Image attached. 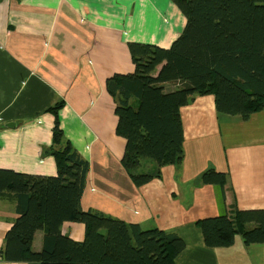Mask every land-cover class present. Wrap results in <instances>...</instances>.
I'll return each mask as SVG.
<instances>
[{
  "label": "crops",
  "instance_id": "crops-1",
  "mask_svg": "<svg viewBox=\"0 0 264 264\" xmlns=\"http://www.w3.org/2000/svg\"><path fill=\"white\" fill-rule=\"evenodd\" d=\"M184 22L170 0H0V168L56 175L45 152L54 119L48 109L62 102L60 128L89 165L82 209L178 235L184 248L175 264H264V243L235 236L230 246L208 247L196 223L231 202L264 208V109L243 121L217 113L211 95L193 94L180 109V164L161 167L160 178L141 186L120 164L125 141L115 134L106 81L133 70L127 42L168 47ZM206 169L225 174L223 193L199 182ZM15 217L12 204L0 201V249ZM61 232L78 240L83 226L64 222Z\"/></svg>",
  "mask_w": 264,
  "mask_h": 264
},
{
  "label": "trees",
  "instance_id": "trees-1",
  "mask_svg": "<svg viewBox=\"0 0 264 264\" xmlns=\"http://www.w3.org/2000/svg\"><path fill=\"white\" fill-rule=\"evenodd\" d=\"M185 22L168 47L127 42L133 64L128 73L106 81L114 102L115 134L125 140L120 164L134 186L161 177V167L182 159L180 109L193 94L213 97L217 113L246 120L264 109V0H170ZM51 144L55 176L0 168V201L16 217L3 238L0 258L26 264H175L181 237L157 227L125 222L98 210L81 208L89 169L63 135L57 111ZM201 184H217L224 173L206 169ZM225 186V187H224ZM64 222L83 226L82 240L61 232ZM203 243L230 246L264 243V208H239L198 220ZM40 243L33 245L35 233Z\"/></svg>",
  "mask_w": 264,
  "mask_h": 264
},
{
  "label": "rangeland",
  "instance_id": "rangeland-1",
  "mask_svg": "<svg viewBox=\"0 0 264 264\" xmlns=\"http://www.w3.org/2000/svg\"><path fill=\"white\" fill-rule=\"evenodd\" d=\"M125 141V140H124ZM124 145H125V143H124ZM54 160V159H53ZM206 218V217H205ZM203 219V218H202ZM62 226V225H61ZM141 227H142V225H140ZM142 228H144V227H142ZM5 234V233H4ZM65 234V233H64ZM41 236H42V233L41 232H36L35 233V239H34V242H33V245L35 246L37 243H39L40 242V238H41ZM69 236V235H68ZM70 237V236H69ZM82 240V238H80V239H78V241H81Z\"/></svg>",
  "mask_w": 264,
  "mask_h": 264
},
{
  "label": "water",
  "instance_id": "water-1",
  "mask_svg": "<svg viewBox=\"0 0 264 264\" xmlns=\"http://www.w3.org/2000/svg\"><path fill=\"white\" fill-rule=\"evenodd\" d=\"M4 126H6V127H14L15 126V123H6Z\"/></svg>",
  "mask_w": 264,
  "mask_h": 264
},
{
  "label": "bare ground",
  "instance_id": "bare-ground-1",
  "mask_svg": "<svg viewBox=\"0 0 264 264\" xmlns=\"http://www.w3.org/2000/svg\"><path fill=\"white\" fill-rule=\"evenodd\" d=\"M180 21H181V23H183L184 20L181 18Z\"/></svg>",
  "mask_w": 264,
  "mask_h": 264
}]
</instances>
